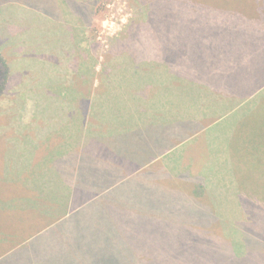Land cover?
Wrapping results in <instances>:
<instances>
[{"label":"crops","instance_id":"1","mask_svg":"<svg viewBox=\"0 0 264 264\" xmlns=\"http://www.w3.org/2000/svg\"><path fill=\"white\" fill-rule=\"evenodd\" d=\"M58 19L60 23L67 20L64 26L59 25L64 31L50 34L46 25L39 24L36 32L42 33L31 35L37 39L45 34L49 40L48 49H33L41 56L31 60L39 65L34 59L48 58V63H43L47 66L44 74L36 79V85L44 82L48 91L38 86L34 87L38 91H29L28 158L18 162L23 166L18 165L6 178L0 175V181H10L4 188L12 190L0 196L1 263L29 246L34 212L42 213L44 218L55 214V219L65 221L100 201L104 211L121 214L118 217L123 221L129 216L149 219L152 216L145 212L159 208V199H168L177 190L191 198V204L183 202L172 210L173 219L176 216L173 223L185 227L191 228L196 212H205L211 225L225 222V211H264V186L258 182L264 180V64L258 66L257 72L255 68L253 75L247 74L245 84L235 82L232 89H227L221 83H196L191 80L189 67L173 70L157 60V54L150 53V49H145L147 53L128 49L129 58L116 53L118 59L103 64L109 74L101 78L107 91L100 93L98 50L83 46L88 32L80 17L70 9L67 17ZM67 26H74L76 51L64 54L78 57V65H84V75L70 73L65 79L58 76H64L61 72L55 75L53 67L58 63L71 69L69 72L77 67L61 51L71 47ZM255 48L261 50L264 45L258 43ZM83 49H89L85 60L80 58ZM160 63L167 69H157ZM34 64L29 67L32 78L39 76ZM181 82L191 85V94L188 89H178L177 83ZM57 84L62 88H56ZM192 84L204 88L200 99L213 110L203 108L195 113L192 107L196 87ZM179 100L185 104L181 114L177 111ZM189 104L190 111L200 116L191 120V128L187 124L190 122L183 124L177 116H189ZM175 121L179 123L175 125ZM229 124L236 130L232 140L228 137L227 148L230 158L234 154L232 160L238 170L227 175L222 141L224 126ZM218 142L220 150L215 146ZM175 153L178 171L156 169L159 161ZM135 178L137 207L130 209L118 190ZM186 179L190 186L185 185ZM127 211L132 212L126 214ZM47 223L41 221L38 226L47 231Z\"/></svg>","mask_w":264,"mask_h":264},{"label":"rangeland","instance_id":"2","mask_svg":"<svg viewBox=\"0 0 264 264\" xmlns=\"http://www.w3.org/2000/svg\"><path fill=\"white\" fill-rule=\"evenodd\" d=\"M80 1L0 0V47L5 49L14 80L12 89L0 100V113L3 112L0 115V175L4 178L9 172H15L18 165L23 166L18 162L28 158L29 100L26 102V111L21 110L19 105L29 99V81L34 88L37 77L42 76L47 68L43 63H48L47 57L41 60L42 65L31 62L34 48H49L45 34L39 35L37 39L31 35L42 33L36 32L39 24L46 25L50 34L64 31L65 28L60 30V26H64L67 20L62 19V24L57 18L67 17L70 9L73 12ZM98 6L83 46L89 47L93 40L100 43L97 44L96 64L99 71L98 87L102 85L99 90L101 93L107 91L104 83L101 84V78L105 76L102 68L105 61L118 59L114 55L116 53L127 54L123 57H128L130 46L122 52V49H111V44L125 26L135 19L137 10L132 0H100ZM149 6L145 28L162 34L157 35L156 45L170 47L158 50L161 63L180 71L184 61L183 66L189 67L191 80L196 83H221L220 86L232 89L235 82L245 84L247 74L253 75L255 68L257 72L258 66L264 64V48H255V44L264 45V0H158ZM155 7L160 8L157 18L150 13ZM141 20L144 21V18ZM161 63L157 69H167ZM32 64L35 73L39 74L33 78L29 77ZM243 73L245 75L241 76ZM177 87L188 89L191 94V85L188 83H177ZM195 87L192 107L195 113L203 108L213 110L200 99L204 88ZM56 88L62 87L57 84ZM184 109L185 104L179 100L177 111L181 114ZM190 109L191 104L187 107L189 116H177L183 124L190 122L187 124L191 128V120L200 116ZM177 123L175 121V125ZM235 130L233 125L224 126L222 142L226 148L224 162L227 164V175L238 170L232 160L234 154L230 158L227 148L228 137L232 140ZM160 134L163 135L162 129ZM215 146L220 150L221 143ZM207 150L208 153L211 151L209 145ZM243 158L247 159L245 156ZM165 167L172 168V171L179 170L177 153L159 161L156 169ZM258 182L264 186V180ZM9 183L0 181V196L12 192L4 188ZM137 183L136 178L131 179L123 189L118 190L119 197L127 202L130 209L137 207ZM185 185L190 186L191 182L186 179ZM127 193L129 196H126ZM172 193L169 202L166 198H160L159 208L145 212L152 218L129 216L126 221H119L121 224L116 223L112 227L99 220L91 225L90 207L81 213V217L69 222H64V218L55 219V214L44 218L42 213L34 212V225L29 228V246L17 249L18 253L0 264H264V211H225L222 212L225 222L215 221L211 225L205 218V212H196L190 228L173 223L176 222V216L173 219L172 210L183 202L191 204V198L188 193L182 195L179 190ZM102 213L104 216H118L103 209ZM41 221H49L47 231H43L45 227L41 229L38 226ZM100 229L102 232L107 230L106 239L99 236ZM96 250L99 253L94 252Z\"/></svg>","mask_w":264,"mask_h":264},{"label":"trees","instance_id":"3","mask_svg":"<svg viewBox=\"0 0 264 264\" xmlns=\"http://www.w3.org/2000/svg\"><path fill=\"white\" fill-rule=\"evenodd\" d=\"M99 1L100 0H87V1L83 0L82 2L78 3V6H76L74 8L76 14L80 17V19L82 21V26H83L85 32L86 31L88 32L91 25L93 24L95 12L99 7L98 6ZM132 1L136 5L135 9L137 10V16L135 17V19L131 20L128 25L125 26L124 31L122 33H120V35L119 34L117 35V37L114 39L113 43L111 44V49L116 48L117 50L120 51L121 49H123V47L129 48V46H130V49H134L137 52L141 51V53H147V50L145 51V49H150V53H153L155 56L157 54V60L161 61V56L158 57V50H163V48H167L168 46L161 47V45H156L157 44L156 38H157L158 34L153 33V32H151L152 30H148L145 28V25H146L145 21L148 19V16H149L147 14L149 12V8H150L149 5L153 4L154 2H157L158 0H132ZM159 9L160 8L155 7L154 9L150 10V13L153 15L154 18H157L159 16ZM142 17L144 18V21L141 20ZM66 32L68 33L67 37H68L69 44L71 47H70V49H67V50L66 49L61 50L63 54H64V51L68 52V50L73 51V52L76 51V46H73L74 45L73 41L75 40V37H74L75 35H74V30L72 29V26L71 27L67 26ZM158 36H162V34L160 33ZM97 44L100 45V43H97V41H95V40L91 41V43H90L91 51L95 50V48H99ZM71 48H73V50ZM140 49H142V50H140ZM119 51H117V52H119ZM80 53H81L80 58L82 57L81 58L82 60H85L87 56L89 57V49H87V50L83 49V50H81ZM50 55H53V53ZM66 55H65V57H67V59L72 61L73 64L77 65V67L72 68V72H69V71H71V69L63 68L60 65H58V63H57V66L55 65L53 67L55 75H58L59 72H61L64 76H61V75H58V76L63 77L65 79H67L66 77L70 76V73H74L73 75H75V76L78 73H79V75H84V71L82 68L84 65L82 67H80L78 65V64L81 65V63L78 60V57L75 58V57L71 56L70 53H67ZM32 56L34 58H38V57L40 58L41 53H40V51H37V52L34 51L32 53ZM51 58L53 59V58H55V56H51ZM34 60L37 64L40 65L41 60H39V59H34ZM183 65H184V61L182 62V66ZM11 71L12 70L10 67V63L8 61L7 56L5 55V49L3 47L2 48L0 47V100L4 97V95L6 94V92L8 90L12 89L11 83L14 82V80H13ZM103 72H104L105 76H107L109 74V69L105 65L103 66ZM36 86H38L41 90H46V83H44V82L39 83ZM72 86H75V85L72 84ZM29 87H31V86H29ZM31 88L29 89V91H38L35 88H33V89H31ZM18 100H21V99H18ZM27 100H29V99L24 100L22 105H19L21 110H25ZM15 103H16V100H15ZM2 113H0V115ZM96 204L99 205V207H100V208L98 207L99 211L91 210L95 207L93 205L86 207V209L90 207L91 225L96 223L95 220H99V221H101V223L103 222L105 224H108L109 227L115 226L116 223L121 224L119 222V221H123L121 219V217L113 216V215L104 216L102 213V209H103L104 204L100 201L96 202ZM85 210H83V211H85ZM83 211L72 215L70 218L66 219V221L69 222V220H71L73 218L77 219V218L81 217V215H82L81 213ZM117 215H119V214H117ZM101 229H103V228L101 227ZM101 229L99 231V236L102 239H106L108 237L107 230L105 232H102ZM94 252L99 253V250H96Z\"/></svg>","mask_w":264,"mask_h":264}]
</instances>
